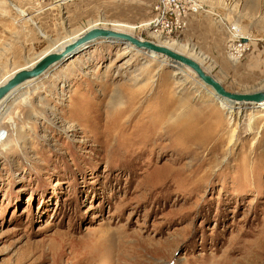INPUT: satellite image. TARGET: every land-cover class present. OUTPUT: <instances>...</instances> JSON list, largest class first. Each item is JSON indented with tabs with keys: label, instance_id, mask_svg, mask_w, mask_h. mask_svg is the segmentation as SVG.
Listing matches in <instances>:
<instances>
[{
	"label": "rangeland",
	"instance_id": "obj_1",
	"mask_svg": "<svg viewBox=\"0 0 264 264\" xmlns=\"http://www.w3.org/2000/svg\"><path fill=\"white\" fill-rule=\"evenodd\" d=\"M194 1L159 35L156 0H0V81L97 26L264 89V0ZM135 50L99 40L7 103L0 264H264V107L230 113L192 70Z\"/></svg>",
	"mask_w": 264,
	"mask_h": 264
},
{
	"label": "water",
	"instance_id": "obj_2",
	"mask_svg": "<svg viewBox=\"0 0 264 264\" xmlns=\"http://www.w3.org/2000/svg\"><path fill=\"white\" fill-rule=\"evenodd\" d=\"M99 40L119 41L125 44L129 43L136 48L166 57L174 63L185 65L192 69L198 78L204 82L206 86L212 88L218 96L236 105L253 106L262 102L264 103V89L246 93L230 91L219 79L210 73L202 63L189 55L180 53L163 44L138 38L130 33L96 26L87 28L73 42L66 44L58 51H47L34 61V63L14 70L13 74L8 76L7 79L0 84V104L4 100L8 101L13 92L19 91L25 87L29 81L46 76L55 66L71 58L80 48ZM58 45L59 44L56 46Z\"/></svg>",
	"mask_w": 264,
	"mask_h": 264
},
{
	"label": "built area",
	"instance_id": "obj_3",
	"mask_svg": "<svg viewBox=\"0 0 264 264\" xmlns=\"http://www.w3.org/2000/svg\"><path fill=\"white\" fill-rule=\"evenodd\" d=\"M202 9L194 0H156V16L152 20L154 32L159 35H173L181 33L187 27V17L190 13H198ZM237 42L230 48L236 51V57L242 50V38L234 27ZM234 36V34H233ZM230 49V50H231ZM1 134V133H0Z\"/></svg>",
	"mask_w": 264,
	"mask_h": 264
},
{
	"label": "bare ground",
	"instance_id": "obj_4",
	"mask_svg": "<svg viewBox=\"0 0 264 264\" xmlns=\"http://www.w3.org/2000/svg\"><path fill=\"white\" fill-rule=\"evenodd\" d=\"M83 32V31H82ZM81 32V33H82ZM236 32H239V29L236 31ZM80 33V34H81ZM79 34V35H80ZM78 35V36H79ZM77 36V37H78ZM77 37H75L73 40H72V42L77 38ZM68 43H71V42H68ZM67 43V44H68ZM92 44V43H91ZM126 44H128V46H130L131 48H134V49H136L135 51H137L138 53H140V52H142V50L140 49V48H136V47H134L133 45H131V44H129V43H126ZM66 45V44H65ZM64 45V46H65ZM163 45H165V46H168V47H170V48H172V49H174V50H176V51H178V52H182L183 53V46H179V47H175V46H173V43H171V42H165V43H163ZM59 46V45H58ZM58 46H54L53 48H51L50 49V51H48V52H51L52 50V52H56V51H58L59 49H61V48H63V47H61V48H59L58 50H55L54 48L55 47H58ZM87 46V45H86ZM86 46H84V47H86ZM81 49V48H80ZM143 51H145V50H143ZM146 52H148V51H146ZM149 53H151V54H153V55H158V54H155V53H153V52H149ZM184 54V53H183ZM42 56V55H41ZM40 56V57H41ZM158 56H161V55H158ZM39 57V58H40ZM163 57V56H162ZM165 59H168V58H166V57H164ZM193 58V57H192ZM168 61H170L169 59H168ZM172 62V61H171ZM174 62H172V64L171 65H175V66H177V65H180V66H184L185 68H187V69H190L189 67H187V66H185V65H182V64H180V63H174ZM190 70H192V69H190ZM193 71V70H192ZM51 72V71H50ZM194 72V71H193ZM195 73V72H194ZM13 74V73H12ZM49 74V73H48ZM48 74H46V75H48ZM11 74H9V75H7V76H5V77H3L2 79H1V81H0V84H1V82L2 81H5L6 79H7V77L8 76H10ZM43 77H45V76H43ZM43 77H40V78H37V79H34V80H31V81H29L27 84H26V88H28V87H32V86H36V84H38V83H40V81L42 80V78ZM204 83V82H203ZM205 84V83H204ZM210 88V87H209ZM20 91V90H19ZM19 91H16V92H13L11 95H10V98H9V100L8 101H6V100H4L1 104H0V121H1V119H2V117H3V115L6 113V111L8 110V108L6 107L7 106V103L12 99V97H14L15 95H16V93H18ZM29 91V90H28ZM208 91H209V93L210 94H212L217 100H218V102H219V104L222 106V107H224V108H226L227 110H230V113H233V111H235V109L236 108H240L238 105H236V104H234L233 102H231V101H229V100H227V99H224V98H222V97H220V96H218L216 93H215V91L211 88V89H208ZM253 107H264V103L262 102V103H259V104H255V105H253ZM191 131V130H190Z\"/></svg>",
	"mask_w": 264,
	"mask_h": 264
}]
</instances>
